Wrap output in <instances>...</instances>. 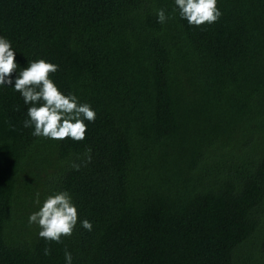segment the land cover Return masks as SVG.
<instances>
[{
    "label": "trees",
    "instance_id": "16d2710c",
    "mask_svg": "<svg viewBox=\"0 0 264 264\" xmlns=\"http://www.w3.org/2000/svg\"><path fill=\"white\" fill-rule=\"evenodd\" d=\"M217 7L195 27L172 0H0L19 65L57 64L96 110L53 142L0 88V264H264V0ZM59 189L93 229L46 243L27 217Z\"/></svg>",
    "mask_w": 264,
    "mask_h": 264
},
{
    "label": "clouds",
    "instance_id": "9594fccd",
    "mask_svg": "<svg viewBox=\"0 0 264 264\" xmlns=\"http://www.w3.org/2000/svg\"><path fill=\"white\" fill-rule=\"evenodd\" d=\"M218 0H172V12L189 26L211 25L222 15ZM157 23L164 24L172 17L164 8L155 10ZM16 50L5 35H0V88L18 92L26 107L23 127L31 129V135L53 142L83 141L88 123L94 122L96 110L89 102L80 100L73 91H63L50 73L58 65L44 58L28 61L21 67ZM90 151V150H87ZM90 160V155L87 156ZM71 167L78 170L80 164ZM37 208L28 214L27 222L38 229L37 236L47 242L61 243L70 237L79 222L81 228L92 231L93 224L87 218H78V208L67 189L53 190L43 200L37 191L34 197ZM49 255L48 247L43 249ZM64 264H73L72 253L65 249Z\"/></svg>",
    "mask_w": 264,
    "mask_h": 264
}]
</instances>
